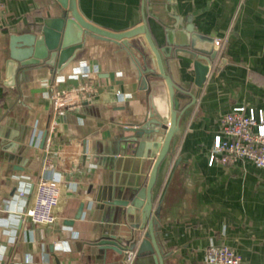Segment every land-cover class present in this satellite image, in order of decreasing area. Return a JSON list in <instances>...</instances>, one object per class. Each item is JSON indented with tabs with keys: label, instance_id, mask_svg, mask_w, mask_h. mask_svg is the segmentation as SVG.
I'll return each instance as SVG.
<instances>
[{
	"label": "crops",
	"instance_id": "obj_1",
	"mask_svg": "<svg viewBox=\"0 0 264 264\" xmlns=\"http://www.w3.org/2000/svg\"><path fill=\"white\" fill-rule=\"evenodd\" d=\"M76 3L109 31L144 26L158 55L145 34L120 42L88 36L62 71L32 70L7 85L11 35L40 33L63 10L57 0H0V264H123L122 249L101 235L114 233L122 247L145 237L140 211L125 215L110 204L148 183L162 149L163 136L144 147L134 142L153 103L171 118L159 59L178 87L181 117L153 189L165 264H207L211 244L234 248L243 264H264V169L238 160L210 164L220 117L240 106L264 115V0ZM196 62L210 67L202 87L194 84ZM69 89H78L81 104L55 112L52 98ZM46 154L53 169L44 168ZM44 178L62 181L53 226L24 216Z\"/></svg>",
	"mask_w": 264,
	"mask_h": 264
},
{
	"label": "water",
	"instance_id": "obj_2",
	"mask_svg": "<svg viewBox=\"0 0 264 264\" xmlns=\"http://www.w3.org/2000/svg\"><path fill=\"white\" fill-rule=\"evenodd\" d=\"M57 1L62 7L63 15L61 17L46 18L40 33L11 35L9 45L10 60L7 63V85L15 86L16 82L21 84L25 76L32 70L51 67L52 71H62L74 60L76 53L82 49L85 38L88 36L120 42L145 34L150 47L158 55L157 49L144 26L122 33L112 32L86 20L79 12L76 0ZM159 68L161 74L165 77L170 93L171 118L169 121L164 119L153 103L152 114L150 115L151 120L141 130L135 132L134 142L144 147L163 136L161 140L162 149L156 157V163L148 183L127 193L125 201H115L110 204L119 209H125V215L135 214L140 211L142 219L147 222V232L138 245L137 258L134 264H165V257L158 244L156 227L152 216L154 208L153 189L158 178L159 168L169 156L170 147L180 129L181 117L175 110L174 105L175 91L178 87L174 84L171 77L165 74L160 59ZM194 68V84L197 87H202L210 73V67L196 62ZM163 131L165 132L164 135ZM135 229H139V226H136ZM101 238L105 244L121 248L123 251L124 246H121L114 233L109 235L102 234ZM130 238L129 240H133V235ZM133 247L131 248L133 249Z\"/></svg>",
	"mask_w": 264,
	"mask_h": 264
},
{
	"label": "built area",
	"instance_id": "obj_3",
	"mask_svg": "<svg viewBox=\"0 0 264 264\" xmlns=\"http://www.w3.org/2000/svg\"><path fill=\"white\" fill-rule=\"evenodd\" d=\"M3 10L0 6V21ZM17 28L11 25L10 31ZM227 36L215 41L218 48L224 47ZM78 89H69L51 100L55 112H61L81 104ZM220 129L214 137L210 164L217 160L223 162L245 161L258 169H264V115L244 106L235 107L219 119ZM53 160L46 154L44 168L53 169ZM59 179H41L36 183L33 205L24 214L25 219L34 225L53 226L58 220L56 209L60 205L62 191ZM24 191L19 195L23 196ZM140 243V242H139ZM139 243L124 246V263L134 264ZM132 246L133 249L131 248ZM207 264H243L242 256L228 245L211 244L206 250Z\"/></svg>",
	"mask_w": 264,
	"mask_h": 264
},
{
	"label": "trees",
	"instance_id": "obj_4",
	"mask_svg": "<svg viewBox=\"0 0 264 264\" xmlns=\"http://www.w3.org/2000/svg\"><path fill=\"white\" fill-rule=\"evenodd\" d=\"M156 234H157V229H156Z\"/></svg>",
	"mask_w": 264,
	"mask_h": 264
}]
</instances>
